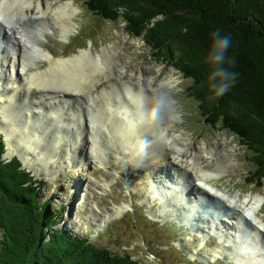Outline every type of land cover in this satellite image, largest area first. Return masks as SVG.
<instances>
[{
	"label": "trees",
	"instance_id": "obj_1",
	"mask_svg": "<svg viewBox=\"0 0 264 264\" xmlns=\"http://www.w3.org/2000/svg\"><path fill=\"white\" fill-rule=\"evenodd\" d=\"M91 1L86 3H95L111 19L119 16L116 8L124 9L128 30L136 36L145 33L153 50L158 49L156 55L170 49L169 55L163 56L189 81L188 93L203 121L240 140L251 151V181H263L264 0H138L137 16L129 12L125 0H107L116 4L113 12ZM159 16L165 18L163 22L158 20L149 29ZM218 28L232 37L227 56L233 59L231 69L239 76L223 96L213 97L208 87L213 66L206 57L212 33ZM173 47L183 49L182 57ZM225 104L235 105L247 118L222 112ZM1 153L0 145V264H137L128 252L115 254L88 238L55 229L58 214L47 203L38 202L36 189L25 186L27 175L19 171L16 162L3 163Z\"/></svg>",
	"mask_w": 264,
	"mask_h": 264
},
{
	"label": "rangeland",
	"instance_id": "obj_2",
	"mask_svg": "<svg viewBox=\"0 0 264 264\" xmlns=\"http://www.w3.org/2000/svg\"><path fill=\"white\" fill-rule=\"evenodd\" d=\"M43 1H47V0H43ZM56 1L58 3H61L62 5H67V4H71L72 2H74V3H78L80 5L79 7L81 8L83 6L85 9V10L83 9V11L85 12V14L89 15V19H88V16L85 15L84 23L88 25V23L90 22L89 23L90 28L93 27V29H90V28H89L90 30L87 29L88 30L86 31L87 33H85L82 37L78 39L74 38L75 40L76 39L77 40L75 41V44L73 47H71V49L63 52L64 48L61 46L60 49L57 51L59 53L58 58H63L64 56H68L72 54H80L82 50L92 51L94 53L95 59H96V56L101 57L104 66H100V69L105 70L108 68L110 63L113 64V60L116 59L119 54L123 53V51H126V53H128L129 55V61L128 60L127 61L129 62L128 64L131 66L130 68L132 69V72H133L131 73V75L133 78L138 79L139 77L134 74L139 73L141 71H144V74L147 73L146 74L147 77H150L153 79L156 77H160L161 80L164 79L170 73L180 74L179 70L176 69L174 66H172L171 63L166 61V59L164 58V56L169 55V51H170L169 48H167L166 50H163L161 52L162 55H156L155 51H158V49L155 48L154 49L155 51L153 50V48L150 46V41L147 39V37L145 36L137 37L136 35L132 34L128 30L129 24H127L122 17L124 14V9L116 8L115 11L117 12L119 16L117 18L111 19L109 18V16H106L101 9H97L95 3L87 4L86 0H52V3H57ZM91 2H97L103 6L104 5L108 6L109 10H111L116 5L114 2L112 1L109 2L107 0H93ZM233 2H236V0ZM125 4L130 13L135 14L136 16L140 15V10H139L140 7L136 8L137 7L136 5L138 4V0H134V1L125 0ZM113 10L111 11L113 12ZM164 19L165 18H162L161 16L157 17L155 21H153L151 24L148 25L149 29H151L155 25V22H158V20L163 22ZM0 21L3 23L5 22L4 19L2 18ZM159 27H161V25H159L158 28ZM11 31L14 33L12 29ZM162 34L163 32L161 33V35ZM142 35H145V33H143ZM91 40L93 42V46L91 44ZM173 48L175 50V54L182 57L181 53L183 52V49L178 48V47H176L177 49L175 47ZM107 51H111L112 53V56L109 59L106 58L105 52ZM33 58H36V57H33ZM84 61H86L89 67L93 66L92 58L88 56H83L80 67H82V64ZM96 66H97V63H96ZM31 75L30 77L29 75L27 76L28 80L31 81L35 87L38 86L39 83L37 84L36 82H34L31 78ZM93 75H106V74L92 73L91 76ZM182 78L184 80L183 75H182ZM50 79L49 80L51 82H56L55 85L51 86V84L42 83L40 87L41 91L51 92L52 89L57 90L58 87L61 85L58 83L56 78H50ZM189 85L190 84L188 83V81L184 80L183 91L179 94V96L177 97V100L179 104L183 105L182 111L193 112L194 115L189 114V117H187V119H189L188 125L185 127H181L180 125L179 127L181 129L179 127L178 129L182 131L183 134L187 135V137L190 138L195 144H198L199 142H213L214 140L218 138L226 139V141L228 142L230 146L229 149L232 150L233 153H235L234 156L236 157V160L238 161V163L235 165V167L232 170H229L230 173L224 174L225 176H223L220 179L221 181H218L217 183L219 184L220 187H222L224 192H227V194L232 200L236 201L238 198H243L245 196L247 197L251 196L250 197L251 199L260 197V195L264 197V180L263 181H257V180L251 181L252 177H251L250 171L253 170V167H252L253 165L250 161L248 163V158L251 156V151L249 149H246L243 146L242 142L238 140L234 135H232L229 132H226L220 127L214 128V126H209L207 122L203 121V116L200 115V113L197 115L199 111V110L196 111L195 109L197 108V104L195 103V100L192 99V97L187 92V88L189 87ZM61 89L67 91V89L61 88L60 86L59 90ZM54 93L55 91L53 92V94ZM52 95H47V96L50 97ZM69 95H72L75 98L77 97L76 94H74L72 91L69 92ZM49 99L52 100V98H49ZM55 100L56 99H54L53 101ZM221 110L222 112L225 111L226 113L237 114L244 120L247 118L243 115L244 111L238 109L237 107H235V105L232 107L231 104H225L223 107L221 106ZM98 115L101 116L99 113ZM220 120L218 121V124H221ZM93 122H96V116L94 117ZM104 122H105V118L103 117L102 123ZM252 123L254 125V121H252ZM15 128H17V126H15ZM97 133L99 134V132ZM40 134L43 137L42 133ZM144 135L145 137L147 135L145 133V130H144ZM98 137H103L107 140L106 141L103 138H101L100 140L101 146L105 150H107V147H108L107 133L100 134V136ZM101 146L98 145L97 143L94 146V149L98 153L97 155V158H99L97 160L98 162L92 163L91 165L79 164L75 166L73 169H71L70 171H68L67 173H65L63 177H51V178H48V180L41 179L43 180L42 182L43 186L41 189V195L44 196L43 201L52 199L51 207L53 209L56 208V209L63 210V215H62L63 222L61 223L60 226L64 229L73 228L74 230L73 229L71 230L79 232L83 230H90L91 228L93 231V226L95 224L97 223L100 224L102 222L103 217L107 213H111L110 211H114L117 209V206H115V204L121 205L122 203H129L130 205H133L134 207L144 206L145 208H146V205H150L151 206L150 210L152 211H156L160 208V206L158 204L157 205L154 204L155 202H152V200H148V203L144 202V200L147 199V196L150 193L148 192L146 196V192L144 191V188L146 186V181L148 180V178L142 172L135 173L134 171H129L128 168H124L123 171H120V170L116 171L118 168H120L119 166L120 164H123L124 166H128L126 165L124 161L119 159V157H124V155H122L121 144L117 142V147H115V149H112L113 153L116 156H118L117 166L114 164L116 159L112 155V153L107 151V155H109L108 157L107 155L104 154V152L103 153L101 152L103 151ZM16 147L19 148L18 144L16 145ZM75 148L77 149L78 146L75 145ZM9 150L11 149L9 148ZM76 155L78 154L76 153ZM28 157L30 158L32 156L29 154ZM110 158H111V161H110ZM100 159L103 161V163L100 161ZM106 161L111 162V165H108V169L103 167V164L107 163ZM173 166L180 167L177 164ZM100 167L104 168L103 171L100 169ZM115 167H118V168L115 169ZM191 167L196 168V166L194 165H191ZM163 170L165 171L164 168ZM116 172L121 173L118 178V183L114 186L111 185V187H108L109 192H113V193L112 194L107 193L108 197L106 195L105 196L98 195L99 191L101 192L105 191V186L103 183L107 182V179L109 180V179L115 178ZM144 172L152 176L151 172L150 173L149 171H144ZM78 177H81V179L83 180V182L81 183V186H82L81 188L85 186H89L88 200L86 203L81 205L78 203L77 199H75L74 197L72 200L73 206L70 207V201L74 195L73 194V184H75ZM163 180H165V178H163ZM131 181L137 183V185H135V188L130 189V183L128 182H131ZM176 182L177 180L176 178H174L173 183H176ZM126 184L128 185L129 189H127ZM82 192H86V191H82ZM230 198L227 197L226 200L230 202ZM74 204H76L75 208H74ZM98 204H100L101 206L100 208L101 210L99 211H97ZM260 211L261 212L259 214L264 219V207ZM129 216L130 215L128 216L124 215L121 219L115 220V221L113 220L109 225H104L103 226L104 229L101 233H105L108 229H110L111 228L110 226L114 222L115 223L113 225H116L117 223H122L126 231L119 236L120 238L119 242L122 241V244H124L126 247H129V244H133L135 246L141 244V247L139 249L131 250V253H133L135 256L139 255L138 259L141 261V264H177V263L182 264L184 263V261L179 260V257H181L182 255L187 256V253L185 254L183 251L180 252L176 250H173V251L170 250L169 252H160L159 251L160 246L157 245L159 244L157 242L168 243L170 239L162 238L161 236H159V233L157 232L156 229L151 230V228L144 227L141 221H138L139 222L138 227L135 228L133 225H131V223H129L132 220V218L129 219ZM118 221H122V222H118ZM203 227L206 228L207 225L204 224ZM173 230L176 231V228L174 227ZM97 232H99V230ZM101 233L97 235L94 234V236H98ZM161 235L166 236V234L163 232ZM188 235L189 233H187V236ZM184 236H185V232L181 231V237L179 239L182 240ZM172 238H177V236L174 235ZM94 241L96 243L98 242L99 244L106 245L107 247L106 239L97 237ZM189 241H192V240H189ZM189 241L188 243L191 246L192 244ZM144 242L151 243V244H147V246H150L152 244L154 245V247H152L151 249H148L147 253H145L144 250H141V249H144L143 246L146 245ZM233 243L235 244V246H240V244H243V238L234 239ZM111 244H114V243L111 242ZM227 244H228V247L230 246L229 249L233 247L231 246V240L229 238H228ZM182 247H184V245H182ZM213 249L214 247L211 248L212 251ZM211 250H205V251H208L210 253ZM204 255L205 257H207V259L211 257L210 256L211 254L205 253ZM227 263H228V260H224V263H218V264H227ZM212 264H215V263H212Z\"/></svg>",
	"mask_w": 264,
	"mask_h": 264
},
{
	"label": "bare ground",
	"instance_id": "obj_3",
	"mask_svg": "<svg viewBox=\"0 0 264 264\" xmlns=\"http://www.w3.org/2000/svg\"><path fill=\"white\" fill-rule=\"evenodd\" d=\"M56 4L57 3H52V0H47V1H43V0H0V20L2 18L4 19L5 22L9 23V19L14 18L15 20L20 22L25 16H28V14L30 13V15L33 16V18H31L32 21L35 20L39 25L38 29L35 30L33 33L28 32L30 35V38L34 40V44H38L37 43L38 39L35 35L38 32H41L46 27L51 26V24H53V26H51L50 28H55L54 25L56 24L60 26L61 28L65 29L66 32L68 33L67 35H69L75 31L76 23L70 20L72 19V17L75 15L76 12L72 11L73 10L71 8L72 3L67 4V5H62L60 7L57 6ZM1 23L4 24L3 22ZM14 33L12 32V34ZM22 42L24 41L22 40ZM105 53H106L107 59L111 58L112 56L111 51H107ZM83 56H88L92 58V64H93L92 67L91 66L89 67L86 61H84L82 64V67H80ZM45 59H47L51 64V68H50V72L52 73L51 75H48L46 72L32 74L31 75L32 80L39 75H43V77H41L42 78L41 82H39V85L35 87L33 83L28 80L27 78L28 74L26 73V78H25V81L23 82V85L20 88L13 87L14 89L5 97V99L3 101L1 99L2 104L0 105V116H1L2 121L0 120V127H1L2 122H7V126L10 124V128H12L10 132H8L7 129L5 130V127L2 128L4 131H6L8 135L10 136L14 135L15 133L12 132L14 129L25 132L27 127L20 128L19 126L21 125L16 124V121L14 120L15 118L11 117L10 113L6 112L7 111L6 109H9V107L13 104V102L18 97H21L22 95H30L28 97H23L26 102H30L31 99L36 96H41L42 100L49 99L47 95H52L53 92L56 91V89H52L51 90L52 93H51L48 91H41L40 87L42 83L51 84V86H54L56 82H51L50 78H56L58 83L61 84L60 85L61 88L67 89V91L61 89L62 91L60 90V92L58 93H63V92L69 93L70 91H72L74 94H76L77 96L76 98L69 94L68 95H66L65 93L63 94V96L70 97V100L66 99L65 101L67 105L71 103H75L79 100H86V95L88 96L89 93L93 89L97 88L96 90L93 91L92 99L89 100V102L93 104V106L95 107V109H92V111L94 112V115L96 113H99L100 115H104L105 123L103 124V128L105 129L108 135V141L110 143V147L112 149H115V147H117V142L121 144L122 155H124V157H119V159L124 161L126 165H128L125 167H128L129 170L133 169V171L135 172L136 171L137 172L149 171V173L151 172L153 179L163 180V178H166L165 175L169 173L167 169L168 168L167 165L169 163H171L172 165L177 164L183 169H181L180 167H175V166L173 167L177 170L179 174H181L180 173L181 170L182 171L185 170L183 172V175L189 174L190 181L191 180L192 181L194 180L193 182L196 181V179L192 177L193 175L191 174V170L196 173L197 177L201 176L200 178L202 180L200 181L199 186L203 184V186L205 187V190H207L209 193L214 195L213 196L214 198L221 199L224 201H226L227 197L230 198L227 192H224L223 190H220V189L217 190L216 186H214L212 182H208V180H211L217 177V174L214 173V171L215 172H221V171L228 172L229 170L233 169V166L236 163V161L233 160V154H232V151L229 149L230 146L228 142L226 141V139L218 138L214 140L213 142H199L198 144H195L190 138L187 137V135L183 134L182 131L178 129V126L175 125L176 123L175 120H170V121L165 122V125L167 127H170V125L172 126L170 127V133L175 135L178 138V142L180 145L174 144L176 148V155H166L167 153H169V151H171V149L168 148V145L160 143L161 139L159 138L160 136L159 131L156 128L145 127L140 122V109L135 102L133 103L134 106L130 108L131 107L130 103H132V100L135 101L136 94L139 92L135 90L136 87H139L140 89V86H144L145 88L148 86L150 77L146 76L147 73L144 74V71L135 73L134 75L138 76L139 78L136 79V81H134L131 79V75H130L131 70L129 71L126 67H124L122 69V72L125 75H123L120 78V83L122 84L121 87H123V90L120 88V91H117L115 93L117 94V98L119 100H120L121 95H124L121 100L125 99L126 97L125 93H127L131 97V100L130 101L125 100L124 102L119 101L118 102L119 108H118V107L113 106V104H109L106 101V99L110 98L111 96V94H107L106 97L104 98L105 102H104V106L102 110H97V106H95L96 102H95L94 96L97 94L98 91L104 92V90L102 89V85L107 84L108 87L109 86L115 87V84H116V80L113 79L111 76L115 74V72L113 71L112 63L109 64L107 69L101 70L100 66L103 65L101 57L96 56V59H95L94 53L88 50H85L84 52H82L80 56H77L73 59L57 60L56 58L52 59L51 57H48V56H46ZM20 60L24 63L26 61L25 55H22ZM37 60H38L37 57L32 58L30 62L32 65H36ZM96 63H97V66H96ZM16 65H17V60L13 59L11 55L12 69L15 68ZM21 70L25 71L26 69L22 66ZM107 70H112V71L106 72ZM16 71H20V67L16 69ZM21 73H23V71ZM92 73H99V74H106V75L91 76ZM160 80H161L160 77H156L154 79L152 78L153 85L158 83ZM111 91L114 92L115 89L112 88ZM49 100L53 101L54 99L52 98V100L51 99ZM85 103L86 102H84V104ZM32 110H33V107H30L29 108L30 115H31ZM59 111L64 113V108L61 107ZM123 112H124L123 117L120 119V116ZM94 115L90 116V118L92 119L90 121L91 125L94 124L93 122ZM39 117H41V115H39ZM80 119L86 120V117L79 114V117L76 119L77 124H79ZM109 119H115L114 123H112L110 127H109ZM121 121L126 122L127 126H124ZM56 124H57L56 125L57 126L56 136H54V140H53L54 148H57V146L60 144L64 145L65 137H68L67 135L64 134V131L59 128L60 124H65V118H62L56 121ZM15 126H17V128H15ZM93 129L95 132V125ZM143 129L145 130V133L147 134L146 135L147 139L144 135ZM158 129H161V128L159 127ZM118 134H120V138L117 137ZM10 136L8 137V143H9L10 149H12L11 146L13 143L11 141ZM14 137L19 143L18 147L22 146L31 156L32 154L35 153V148L33 147V145H31V143L28 140L22 141L17 135H15ZM41 140L38 142V144L35 147H38L40 145ZM145 142H147V146H145ZM75 145L78 147L80 146L79 144L74 142V146ZM94 146L95 144H93L92 142L91 143L89 142L90 150L92 147L94 148ZM101 152L103 153V151ZM155 154H159V155L155 156ZM28 155H24V160H25L24 164L27 167H28V164L31 163V158H29ZM64 155H68V154L65 153ZM74 155H76V153H74ZM151 155H154V156H151ZM115 157L118 160L116 155ZM98 159L99 158H97V160ZM73 160L74 158L67 156L65 159L66 165L73 164L74 163ZM210 160L214 164V170L210 172L209 174L202 175L203 172L200 173V171L204 170L203 165L205 168L207 166L205 164L207 162L209 163ZM100 161L103 163L101 159ZM106 162L107 163H104L103 166L104 168L108 169V165H111V162L109 161H106ZM114 164L117 166V161L114 162ZM230 164H231V167L230 169H228V166ZM122 165L123 164L119 165L120 166L119 169H122L121 168ZM191 165L196 166V168L191 167ZM162 167L165 169V171L163 170ZM200 168L201 170L199 171V173L196 172ZM161 173L164 174V177L160 175ZM178 181L181 182V180H178ZM78 187L79 186H77V188ZM85 187L84 189L86 190L88 186H85ZM154 187L156 188L155 183H154ZM187 189L188 187H182V190L184 191H186ZM150 190H149V193H152L154 191V189L152 191ZM147 197H151L150 194ZM193 197L195 199V197L197 196H193ZM250 197L251 196H248V197L245 196L243 198H238L236 201L233 200V204H230L229 206H231L233 209L236 208L238 212L235 215L233 213L232 218L231 217L228 218L230 219V220H227L228 222H222V224L224 225L220 223L221 213L218 212L215 217L213 215L207 216L206 217L207 221H202V222L207 223V224L205 223L207 227L205 228L201 226L199 227V230L202 228L201 229L202 231L205 230V231L210 232V230L213 228V231L216 232L219 240H223L221 235H219L220 233L229 234L228 230L226 231H224V229L221 230V228L223 227L226 228L228 226L229 230H231L230 232L231 235H232V232L233 231L236 232L237 229L239 233V230H241V227L239 226H241L242 220L250 221V223L252 220H255L257 226H254V230L260 231V228L264 230V219L259 214L260 212L259 207L263 204L264 197L262 195L254 199H251ZM199 198H203V197H199ZM154 199L157 200L159 199V197H154ZM208 204L214 205L217 207L216 203L214 202L208 201ZM246 215H248L252 220L248 219V216L246 217ZM238 222H240L239 225H238ZM198 233L199 231L196 234ZM260 238L261 237L259 236V239ZM220 243H222V246H223L224 240ZM263 243H264V240L259 242L257 244L258 247L256 246L255 248L254 253H256V255H254L253 258H256V259L248 261L251 255H245L247 252L245 249L243 250L244 252L239 255V262L237 264H264V245H261Z\"/></svg>",
	"mask_w": 264,
	"mask_h": 264
},
{
	"label": "clouds",
	"instance_id": "obj_4",
	"mask_svg": "<svg viewBox=\"0 0 264 264\" xmlns=\"http://www.w3.org/2000/svg\"><path fill=\"white\" fill-rule=\"evenodd\" d=\"M212 38L206 57V62L213 66L208 87L213 97H221L236 83L239 73L231 69L234 61L227 56L232 37L218 28L212 33ZM183 83L182 74L170 73L155 85L149 78L148 86L141 88L134 101L140 109V122L145 127L159 128L177 118L180 113L177 97L183 91Z\"/></svg>",
	"mask_w": 264,
	"mask_h": 264
}]
</instances>
